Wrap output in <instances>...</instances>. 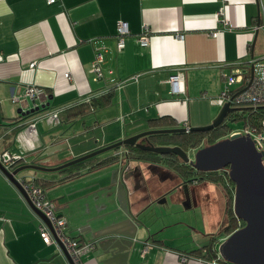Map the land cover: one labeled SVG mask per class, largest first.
<instances>
[{"label":"crops","instance_id":"obj_1","mask_svg":"<svg viewBox=\"0 0 264 264\" xmlns=\"http://www.w3.org/2000/svg\"><path fill=\"white\" fill-rule=\"evenodd\" d=\"M222 18L226 25L218 23ZM121 22L130 34L118 49ZM145 25L143 47L137 37ZM96 49L104 53L101 79L91 68ZM263 57L264 0H0V154H22L29 162L50 146L68 145L46 163L56 166L146 130L209 125L222 107L212 101L224 92L231 67L250 71ZM177 73L184 76L180 94L169 82ZM28 86L44 92L38 98L50 103L48 109L18 114L20 107L25 112L40 104L25 97ZM106 93L109 102L103 106L79 116H73L74 109L65 112ZM54 112L57 120L50 117ZM158 119L165 125L158 127ZM197 150L187 151L190 158ZM119 151L118 160L97 168L87 162L71 177V170L22 175L46 183L43 190L66 219L67 232L85 242L87 203L102 194L98 184L120 168L130 174L133 214L147 227L138 229L131 264H210L206 246L217 251L230 234L221 230L228 206L223 188L207 180L186 181L162 163L130 160L126 147ZM41 223L0 171V264H69L55 243L42 241ZM146 242L150 247L143 253ZM92 246L81 255L82 264H99ZM180 254L190 259L182 262Z\"/></svg>","mask_w":264,"mask_h":264},{"label":"water","instance_id":"obj_2","mask_svg":"<svg viewBox=\"0 0 264 264\" xmlns=\"http://www.w3.org/2000/svg\"><path fill=\"white\" fill-rule=\"evenodd\" d=\"M51 98L52 96H49L46 99L51 100ZM37 99L39 98L32 100V103L35 104ZM39 101V105H34L25 112L22 111L24 108L20 107L18 114L28 116L49 108L50 103L45 102V99ZM25 102L28 104L27 99ZM230 110L231 104L226 102L209 125L192 127L189 131L207 132L216 128L225 120ZM185 131V128L146 130L56 166H48L46 163L50 158L67 151L69 147L68 145L50 146L29 162L24 155H18L20 157L17 161L22 163L12 170L6 169L0 159V171L20 192L31 210L48 226L59 250L68 263L73 264L65 247L56 239L49 221L33 206L19 181L34 179L35 176L22 175L23 172H58L102 153L127 146L159 155L174 154L182 161L192 164L199 172L226 169L228 178L234 185V216L244 225L230 233L218 245L217 253L221 260L229 264H264V163L262 161L264 151L259 150V145L249 134L239 133L199 148L192 158L179 146H155L148 141V136L151 135ZM64 134L65 132L60 133L59 137ZM70 139L72 138L67 137L66 141ZM129 176L130 174H124L120 168L113 170L104 185L98 184L100 186L98 191H102V194L93 198L91 203L88 202L89 205L87 203L86 214L89 217L84 223L85 229L82 232L89 234L90 238L85 242L90 246L93 245L92 248L96 251L95 258L99 264H131L135 259L136 243L139 242L138 229L147 228L139 213L133 214L126 185Z\"/></svg>","mask_w":264,"mask_h":264},{"label":"built area","instance_id":"obj_3","mask_svg":"<svg viewBox=\"0 0 264 264\" xmlns=\"http://www.w3.org/2000/svg\"><path fill=\"white\" fill-rule=\"evenodd\" d=\"M47 3L52 4L55 3L57 0H46ZM222 16V13L219 12L217 17L219 18ZM220 19V18H219ZM218 19L219 24L226 25L225 19ZM143 34L137 37L138 43L146 47L148 45V34L149 29L145 25L143 27ZM130 34L129 27L127 23L121 22L119 23L116 31V43L117 48L122 49L125 46V38ZM214 35V33H212ZM104 62V53L100 49L95 50L94 59L91 63L92 71L95 74L96 79H101L103 77V64ZM34 65L31 64L30 67L32 68ZM253 70L252 72L235 65L231 67V71L229 74L225 75L226 81V88L221 96L217 99L213 100L214 104L219 106L224 105L226 102H230V104L234 103H246L251 105H256L261 103L264 100V57L260 61H255L252 63ZM134 80L137 79V76L133 77ZM169 82L171 85L175 86L173 89L174 93L180 94L184 93V89L180 86L181 83L184 82L183 74L177 73L170 77ZM116 87H121L120 84H115ZM114 85V86H115ZM233 87H236L233 89ZM25 97H28L31 100L38 98L41 95H44V92L35 87V86H28L25 89ZM12 101H19V98L16 96L12 97ZM50 114V113H49ZM58 112H54L50 114V117L57 120L58 119ZM44 116H40L39 118L42 119ZM27 126L29 128H34V122L29 123ZM189 126H185L186 132L189 131ZM238 132L233 131L230 133L237 134ZM239 134H249L253 140H255L256 144L259 145V150L264 151V120L262 124V128L259 132L251 131L248 128H243L242 132ZM229 135V136H230ZM119 158L122 155L121 151L116 153ZM20 156L12 155L11 153H1L0 159L2 160L3 165L6 169L12 170L17 165L21 164L22 161H17ZM24 191L26 192L30 202L33 204L35 208L41 211L45 218L49 221L54 235L56 239L65 247L66 251L68 252L69 256L73 264H82L81 262V255L90 248L89 243L87 242H80L78 239L72 237L66 230L67 224L66 219L60 215H58L55 211L54 205L52 202L48 200L46 197L45 191L39 187L35 183V179H25L19 180ZM39 235L44 243H55L53 240L51 233L48 227L41 223L39 226ZM56 244V243H55ZM150 247V243H144L143 253L147 251ZM179 259L182 262L187 261L190 259V256L187 254H180ZM221 258L218 257L214 260H210V264H226L224 262H220ZM222 261V260H221Z\"/></svg>","mask_w":264,"mask_h":264},{"label":"trees","instance_id":"obj_4","mask_svg":"<svg viewBox=\"0 0 264 264\" xmlns=\"http://www.w3.org/2000/svg\"><path fill=\"white\" fill-rule=\"evenodd\" d=\"M110 93H106L98 98H88L87 100L82 101V103L69 107L65 110L73 112V109L76 110L73 112V116H79L87 113L88 111L93 110L98 105H105L109 102ZM264 120V100L256 105L246 104V103H234L231 104V110L228 112L225 120L218 125L216 128L207 131V132H195L188 131L182 133H172V134H157L148 136V141L155 146H179L184 151H188L194 148H202L208 145H211L221 139L229 137L228 134L231 131L229 128L230 122L241 121L242 128H248L251 131L259 132L262 128ZM159 126L165 125L166 122L164 119H158L156 121ZM227 136V137H226ZM264 145V143H263ZM120 148L111 150L113 151V155L104 159L93 157L84 162L78 163L71 167L65 168L61 171L71 170V176L77 175L76 169L79 166L89 162L92 168L105 166L110 162H114L118 159V155L116 154ZM126 156L128 159L133 160H142L153 163H162L167 167L171 168L175 171L180 177L185 179L186 181H202L207 180L214 182L220 185L223 190L226 192L228 199L233 198L234 195V185L229 180L227 175V170H219V171H210V172H199L193 167L192 164L186 163L182 161L179 157L174 154L169 155H159L153 152L140 150L136 147L127 146L126 147ZM264 161V157L262 159ZM75 171V172H74ZM35 183L40 185L43 189L46 183L42 184L37 179H35ZM227 219L225 225L222 227V232L226 234L232 233L236 229L240 228L244 225L241 221H239L233 212V206L228 203L227 206ZM58 214V213H57ZM59 215V214H58ZM79 240V239H78ZM81 242V240H79ZM212 245V244H211ZM211 245L206 246V254L209 260H214L218 257L217 251L215 249H211ZM220 262H224L223 260ZM229 264L227 262H224Z\"/></svg>","mask_w":264,"mask_h":264},{"label":"rangeland","instance_id":"obj_5","mask_svg":"<svg viewBox=\"0 0 264 264\" xmlns=\"http://www.w3.org/2000/svg\"><path fill=\"white\" fill-rule=\"evenodd\" d=\"M233 88H236V87H233ZM223 106V105H222ZM219 107V106H218ZM219 110H220V107L218 108ZM214 120V119H213ZM243 124H242V122L241 121H236V122H230L229 123V128L231 129V130H233V131H236V132H238V133H240V132H242V126ZM205 126H207V125H205ZM185 128V127H184ZM191 128V127H190ZM126 152V151H125ZM196 152V151H195ZM193 154H194V152L192 153V157H193ZM189 155H191V154H189ZM118 159H119V156H118ZM117 159V160H118ZM263 159V158H262ZM263 163H264V161H263ZM215 184V183H214ZM228 203H230L232 206H233V198H232V200L231 199H228Z\"/></svg>","mask_w":264,"mask_h":264},{"label":"bare ground","instance_id":"obj_6","mask_svg":"<svg viewBox=\"0 0 264 264\" xmlns=\"http://www.w3.org/2000/svg\"><path fill=\"white\" fill-rule=\"evenodd\" d=\"M252 70H253V66H252ZM251 71V70H250ZM252 72V71H251ZM234 89V88H233ZM186 132V131H185ZM43 189V188H42ZM37 209V208H36ZM56 211V210H55ZM45 224V223H44ZM46 225V224H45ZM47 226V225H46ZM48 227V226H47ZM49 229V228H48ZM50 231V230H49Z\"/></svg>","mask_w":264,"mask_h":264}]
</instances>
